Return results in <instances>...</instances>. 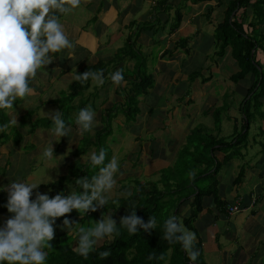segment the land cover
Wrapping results in <instances>:
<instances>
[{"label": "crops", "instance_id": "0c3cea01", "mask_svg": "<svg viewBox=\"0 0 264 264\" xmlns=\"http://www.w3.org/2000/svg\"><path fill=\"white\" fill-rule=\"evenodd\" d=\"M234 1L168 0L166 7L162 8L158 0H88L71 13L61 16L65 32L75 44L76 57L80 60L71 61L64 55L54 54L53 62L45 69L48 74L39 76L32 84L35 95L26 98L27 102H14L19 126L10 127L4 136H0L9 138L6 144H0L1 166H7L6 157L10 155L11 148L15 159L27 163L29 170L32 169L29 166L31 162L46 160L49 163L53 160L41 157L43 146L53 139L51 121L43 112L58 108H43L41 119L46 124L35 130L31 127L39 117L36 115L35 121L28 118L25 122L23 118L38 109L35 108L37 103L42 107L44 103L56 105L61 99L58 96L75 83L68 75L71 71L74 73L76 69L79 74L86 67L110 63L105 75L106 83L101 87L106 88L105 91L90 81L89 88L71 102V107L78 106L72 107L75 109L82 104L84 107L91 104L94 111L99 112L97 123L101 122L105 110L107 125L96 124L91 133L83 136L88 139L95 137V145H98L97 134L94 136L96 131L108 130L107 138L114 135V129L120 131L118 137L110 140L111 146L105 148L110 159L116 156L121 165L118 184L110 200L131 196L133 185L124 182L129 179L136 187L138 184L140 190L142 188L144 195L154 192L158 197L156 205L167 209L168 217L174 214L184 219L190 215L196 198H199L201 211L190 231L196 234V242L202 245L204 262L264 264V106L262 116L256 115L249 124L246 122L244 129L240 106L251 87L253 76L237 83L231 82L230 77L240 71L238 63L233 59L229 46L222 54H216L218 47L214 37L216 28L227 18L230 4ZM249 1L250 8L246 10L249 17L255 1H262L264 13V0ZM180 6V24L171 31L174 12ZM132 24L142 28L137 44L141 45V52L147 57L154 85L146 96L140 97L139 112L133 121L128 122L121 111L113 109L124 104L121 90L128 89L131 81L136 80L134 63L127 60L112 62L133 30ZM258 29L264 35V19ZM183 38H189L188 52L174 51ZM121 68L128 72L124 75L127 83L115 87L107 77ZM225 94L230 111L223 112L219 123H215L214 113L221 106ZM8 111L4 109L1 113L2 124L9 120ZM109 112L113 113L110 121ZM73 129V135H76L77 130ZM194 130L201 133L198 137L200 145L204 146L207 139L213 143L208 157L211 159L212 156L213 167L210 165L205 169L202 165L195 168L192 164L183 177H178L179 166L189 161H179V156ZM237 133L245 136L240 145L236 142ZM81 141L79 136L73 139V143L71 137L69 142L67 137H62L53 144L54 157L62 168H67L66 172L73 163L80 166L79 163L85 164L88 160L86 152L79 149ZM22 148H27L28 152L22 153ZM66 149L72 153L65 154ZM193 170L196 173L194 179L188 176ZM212 172L217 173L212 176ZM240 172L243 177L238 181ZM8 176L2 174L0 181ZM11 180L26 181L20 179V175ZM162 197L168 198L166 204ZM129 205L132 207L136 202L130 201ZM229 206L239 209L229 213ZM126 215L127 210L118 209L114 220Z\"/></svg>", "mask_w": 264, "mask_h": 264}, {"label": "clouds", "instance_id": "9594fccd", "mask_svg": "<svg viewBox=\"0 0 264 264\" xmlns=\"http://www.w3.org/2000/svg\"><path fill=\"white\" fill-rule=\"evenodd\" d=\"M88 0H0V110H9L8 122L0 125V133L8 132L10 127L19 126L14 102H27L28 97L35 95L32 86L39 76H46V67L53 62L54 54H61L76 62L75 44L66 34L60 17L71 13L86 4ZM75 69V68H74ZM59 71L58 69H54ZM71 79L82 86L89 81L98 87L106 83L104 71L86 70L78 74L71 71ZM109 79L115 87L127 83L124 70L117 69L110 73ZM43 112V111H42ZM51 121L52 140L43 146V156L55 159L53 144L67 137L68 142L91 133L97 124V113L89 104L81 108L75 116L76 135L73 127L66 122L59 110L43 112ZM106 149L90 153L88 160L92 168H98L96 174L76 179L79 191L72 189L67 195L63 192L50 197L47 193L37 192L35 199H30L38 185L11 180L2 191L7 192V203L4 205L11 214L3 227H0V264H45L49 243L54 239L57 218L65 217L62 230L71 235L76 246L74 252L87 259L103 242H112L120 235V229H126L130 236L140 230L151 234L157 227V219L150 216L145 222L137 216L135 205L128 214L120 218L119 225L113 219V213H102L98 221H92L91 227L74 222L67 217L75 210L81 219L87 213L105 209L113 191L118 184L120 162L116 156L107 160ZM195 170L188 173L195 178ZM50 181L51 178H49ZM55 183V181H53ZM162 239L168 244H180L192 264H195L199 252L195 250L196 234L184 226L181 217L170 215L162 226ZM111 250L101 251L99 256L106 259ZM164 260L161 253L149 254L148 260Z\"/></svg>", "mask_w": 264, "mask_h": 264}, {"label": "trees", "instance_id": "16d2710c", "mask_svg": "<svg viewBox=\"0 0 264 264\" xmlns=\"http://www.w3.org/2000/svg\"><path fill=\"white\" fill-rule=\"evenodd\" d=\"M158 1L159 6L162 8L166 7L168 2V0ZM261 4L262 1L253 2V7L251 8L252 16L249 17V14L247 15L246 10L250 8V1L235 0L230 4L227 18L220 25H218L214 35L215 42L218 47L216 54H222L223 50L229 46L231 48L233 59L238 63L240 71L232 75L229 80L233 83H237L247 76H253L251 87L248 89V92L246 93L247 95L240 106L241 113L244 117L241 122L244 129L246 127V122L249 124L256 115L262 116L263 114L261 108L264 106V35L261 34L258 29V26L263 22L264 19V13ZM181 9L182 8L180 6L179 8H176L174 12L171 31H175L180 24L182 18ZM233 13L234 15L231 17ZM94 20L95 17L93 21ZM132 26L133 30L125 40L123 47L119 49L112 62L119 63L127 60L134 63L133 73L136 75V80L131 81L130 87L128 89L121 90V95L124 97V104H120L119 107L113 109L118 112L121 111L122 114L126 116V121L128 122L133 121L139 112V98L146 96L154 85V79L148 70L147 58L141 52V45L137 44V39L140 35V32L142 31V28L133 24ZM188 46L189 38H183L178 41L174 51L184 50L185 52H188ZM109 64L110 63H99L93 67H86L82 69L79 74H82L89 68L90 70L102 69L106 75L107 67L110 66ZM126 74L128 75V72L124 71V75ZM107 78L109 82H111L109 77ZM89 83L90 81L84 86H82L79 82L73 83L68 88V94L64 95V97L67 98L71 104L75 97L80 96L85 90L89 88ZM57 103L61 104L59 109L62 112L66 122L76 129L74 122L69 119L70 115H68L67 112V108L71 106H64L62 99L57 101ZM79 108H84V104H82ZM3 110L4 109L0 110V125H2L4 120L1 115ZM76 110H78V108H76ZM228 111H230V103L227 94H225L222 97L221 106L218 107L214 113L215 123H219V118L222 113H226ZM30 117L31 113H27L23 118V121L25 122L26 119L28 120ZM110 119L111 116L109 115V121ZM41 121H36L31 127V130H35L43 123L46 124L45 120ZM107 132L108 130H101L100 132H97L96 139L98 141H102L108 135ZM3 133L4 132H2L0 136L3 135ZM200 134V131L198 132L195 130L190 134L185 146L182 148L183 152L179 156V161L183 159L189 160L186 162V164L189 165L188 169L192 164H194L195 168L202 165L205 169H209L210 165L213 167L212 156L211 159H208V157L211 155L210 151L212 149L213 143L210 141V139H207L204 143V146L200 145L201 142L198 140ZM98 135L102 136V138L98 139ZM243 135L244 134L237 133L236 142L238 145L243 142L242 138H245ZM0 139L2 138L0 137ZM238 139H240V142ZM106 152L107 162V160L110 159V153L107 150ZM75 165L76 164L73 163L72 167L70 168L71 172L68 179L66 180L62 178V182L66 180L68 185L79 191V188L75 182L76 179L82 176L91 177L92 175L96 174L98 168H92L89 162L80 164L78 169H75ZM84 166H86L85 169ZM215 170H217V167ZM76 171L77 173H75ZM216 173L212 172V176ZM242 177L243 174L240 172L238 181H240ZM59 183L61 184V182ZM60 190L64 193V185L60 187ZM51 192L53 197L57 195L58 191L51 190ZM30 199H35V196H32ZM157 200L158 197L156 198L154 192L144 195L142 188L140 190L137 184L136 189H134V192H132L130 197L122 200H109V203L105 205V209H98L96 212L87 213L83 219L80 218L75 210L69 213L66 218L80 223L81 225H85L86 227H91L93 226L92 221H98L102 213L111 211V213H113L114 219L118 209L132 210L129 202L135 201V206L137 207V216L141 217L145 222L148 221L150 216H155L157 219V227L151 234L140 230L136 235L130 236L126 229L121 228L120 235L114 241L110 243L107 241L103 242L97 247L95 252L89 255L87 259L80 257L74 252L73 249L76 244L73 240V237L71 235H67L66 230H62V221L65 219V217L57 218L56 224L54 225L55 236L54 239L49 242L52 245V248L45 249V251L48 252V257L45 261V264H192L186 253L182 250L180 244L177 243L170 245L162 239V226L163 222L168 218V210L163 206L156 205ZM6 203L7 198L2 204H0V214L8 213L6 207H4ZM223 205L224 203L222 206ZM200 211L201 206L199 198H196L190 215L187 218L182 219L184 226L189 230H192L193 222ZM115 221L117 222V225H119L120 220L117 219ZM108 249L111 250L110 256L106 259H101L99 253ZM195 250L199 252V256L195 261V264H206L202 257L203 254L201 243L196 242ZM152 253H155L157 257L162 253L165 259H154L150 261L148 260V256Z\"/></svg>", "mask_w": 264, "mask_h": 264}, {"label": "rangeland", "instance_id": "374dc122", "mask_svg": "<svg viewBox=\"0 0 264 264\" xmlns=\"http://www.w3.org/2000/svg\"><path fill=\"white\" fill-rule=\"evenodd\" d=\"M147 65H148V63H147ZM97 88H98V86H97ZM105 89L106 88L103 89V88L99 87V90H101V91H105ZM68 91H69V89L67 87L66 92L63 95L58 96V99L59 98L62 99V103L64 104V106H71V104L68 101V99L64 97V95L68 94ZM76 98L77 97H75L74 100ZM139 100H140V98H139ZM43 105H44V107H42V105L40 103H37L35 105V108H38V109L35 112H29V113H31V117H30L31 121H35L34 117L36 115L39 117L37 119L38 122L42 120L41 116H42V109L43 108H51L52 106H55L59 110V106L61 104L56 103V105H54L53 103H44ZM72 107H78V106H72ZM98 107H96L97 111H98ZM92 108L94 110L93 106H92ZM67 109H68L67 110L68 115H70L69 119L72 122H74L75 116H76V114L78 113V111L81 108H78V110H76L75 108L68 107ZM114 111H116V110H114ZM96 113H97V116H98L99 112H96ZM111 114H113V113L112 112L108 113V115H111ZM106 119H107V115H106L105 110H104L102 112V120H101V122H98L97 124L100 123L101 126L105 127L107 125ZM41 123H42V121H41ZM101 130L96 131L94 133V136H95V134L97 132H100ZM113 132H114V135H112L111 137H109V138L106 137L102 141H98V145H95L96 144L95 137H92L93 139H88V138L82 136L81 137L82 141L79 143V149L81 151L86 152L85 155L87 157L93 151L98 152L99 149H101V148L105 149L107 145L110 147L111 146L110 140L114 139V136L118 137L120 131L117 130V129H114ZM91 136H93V135L91 134ZM101 138H102V136L98 135V139H101ZM8 139L9 138H6V137L3 138V139H0V144L2 145L5 142L7 143L9 141ZM186 141H187V139H186ZM1 145H0V147H1ZM89 149H91V151L88 152ZM21 150H22V153L28 152L27 148H22ZM67 150L68 149L65 150V154L66 153L67 154L68 153H70V154L72 153L71 150H68V151ZM9 153H10V155L8 157H6V159L8 161L6 163L7 166L3 167L0 164V174H1L0 177H2V174H5V176H7V174H9V176L7 178H5L2 181H0V204H2L7 198V192L6 191H2L3 190L2 188L4 187V184L9 183V181L12 178H14V177L16 178L18 175H20V179H26V181L22 180L23 182L29 183L30 185H38V184H40L38 186V188L33 190V195L32 196H35V194L37 192H39L41 194L47 193L50 197H52L51 190H57L58 191L57 194L61 193L60 187L62 185H64V187H65V190H64V193H63L64 195H67L69 193V191H71L73 189L70 185L67 184V181H66L68 179V177H69V174H70L71 170L68 169V172H66L67 168H65V169L62 168L60 166L61 165L60 162H58L56 159L51 160L49 163L46 160L43 161L42 163H41V161H37V160L35 162H38V163L31 162L29 166L32 169L29 170L27 168V163L20 162L19 159H17V160L15 159V157L13 156V153H12V148L9 150ZM41 157H44L43 156V152H41ZM44 159H47V158L44 157ZM87 162H89V160L85 161V163H87ZM49 164L52 165L51 168H49V166H50ZM188 167H189L188 164L180 165L179 168H181V169H180V174L178 175V177H183L184 176V172L188 170ZM75 168L78 169L79 165H75ZM85 168H86V166H84V169ZM75 173H77V171ZM49 178H51V180L55 181V183L53 181H50ZM62 178L66 179V180H64L62 182ZM59 179H61V180H59ZM59 182H61V184ZM124 182L126 183V185H133L132 187L134 189H136V186L134 185L133 181H130L129 179H126V180H124ZM122 185H124V184H122ZM161 200L162 201L164 200L163 202L166 204L168 198L162 197ZM166 206L167 205H165V207ZM108 213H111V211H109ZM10 215H11L10 213L0 214V227H3L4 222L9 218Z\"/></svg>", "mask_w": 264, "mask_h": 264}, {"label": "built area", "instance_id": "2783aa9c", "mask_svg": "<svg viewBox=\"0 0 264 264\" xmlns=\"http://www.w3.org/2000/svg\"><path fill=\"white\" fill-rule=\"evenodd\" d=\"M238 207L237 206H230V207H228V212L229 213H235V212H237L238 211Z\"/></svg>", "mask_w": 264, "mask_h": 264}, {"label": "bare ground", "instance_id": "6f19581e", "mask_svg": "<svg viewBox=\"0 0 264 264\" xmlns=\"http://www.w3.org/2000/svg\"><path fill=\"white\" fill-rule=\"evenodd\" d=\"M6 144V143H5Z\"/></svg>", "mask_w": 264, "mask_h": 264}]
</instances>
